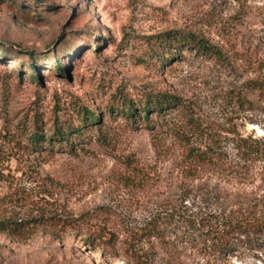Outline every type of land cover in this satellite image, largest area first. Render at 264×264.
Returning <instances> with one entry per match:
<instances>
[{
    "label": "rangeland",
    "instance_id": "374dc122",
    "mask_svg": "<svg viewBox=\"0 0 264 264\" xmlns=\"http://www.w3.org/2000/svg\"><path fill=\"white\" fill-rule=\"evenodd\" d=\"M256 82L264 0H0V264H264Z\"/></svg>",
    "mask_w": 264,
    "mask_h": 264
},
{
    "label": "trees",
    "instance_id": "16d2710c",
    "mask_svg": "<svg viewBox=\"0 0 264 264\" xmlns=\"http://www.w3.org/2000/svg\"><path fill=\"white\" fill-rule=\"evenodd\" d=\"M178 39L177 36L172 35L171 32H168L164 35L163 41L166 45H172ZM174 40V42H173ZM33 56V55H31ZM57 70H63L64 64L60 62L58 59L56 62ZM32 68H35V65H32ZM252 89L254 93H257V96L260 99L264 100V83H254L252 85ZM130 104L127 108L122 109L124 114H132V100H129ZM151 99L146 101L144 105V110L148 111L151 107H154L157 110H161L165 104H169L172 99H168L163 96L162 99H157L156 102H151ZM239 102H241L239 100ZM252 103V102H249ZM81 112V111H79ZM148 115V114H147ZM146 115V117H147ZM83 117H85L86 122H89L90 125L96 123L99 120L98 115H96L90 109H85L83 111ZM55 136H59V139H63L65 137L64 130L61 128H57L53 133ZM38 139V138H37ZM36 139V140H37ZM65 139V138H64ZM252 142H251V141ZM62 141V140H61ZM240 149L244 151V158H254V157H264V142L258 141L252 138H243L241 139ZM160 223L161 219L159 217L152 218L148 224L142 228V233H151L152 235H157L160 233ZM264 233V221L261 220H242V221H229L223 224L221 228H217L214 230V254L223 255L225 253L230 252V241L232 237H235L236 234H241L245 237H249L251 234H262Z\"/></svg>",
    "mask_w": 264,
    "mask_h": 264
}]
</instances>
